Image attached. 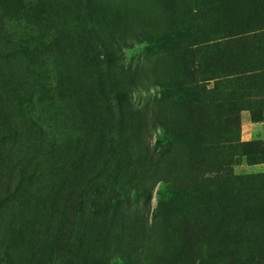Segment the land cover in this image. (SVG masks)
Segmentation results:
<instances>
[{"label":"rangeland","instance_id":"374dc122","mask_svg":"<svg viewBox=\"0 0 264 264\" xmlns=\"http://www.w3.org/2000/svg\"><path fill=\"white\" fill-rule=\"evenodd\" d=\"M263 27L264 0H2L0 264L252 263L218 250L264 228Z\"/></svg>","mask_w":264,"mask_h":264},{"label":"trees","instance_id":"16d2710c","mask_svg":"<svg viewBox=\"0 0 264 264\" xmlns=\"http://www.w3.org/2000/svg\"><path fill=\"white\" fill-rule=\"evenodd\" d=\"M1 1L2 0H0V2ZM209 2L210 0H208V3ZM250 16L247 17L255 19L254 16H256V14L252 13ZM209 25L212 29H216L219 33H221V30L224 31L222 28H220V24L217 21L213 22L211 20ZM263 29L264 27L256 29L254 32H258L259 30ZM226 37L227 36H224L222 37V39ZM238 37H241V34H239ZM259 67H261V65H258L256 62L251 67V71L254 72L255 76H257L258 78L263 75ZM258 178L260 177L253 176L246 179L243 178V180H239V182L244 185H255L258 182ZM263 202L264 200H261L258 196H255L254 198H251L249 200H241V204L247 206L248 208L251 206L254 209H256V207L258 209V207H260ZM231 229L238 237V239H236L235 245H228L226 249L223 246H219L218 251L233 252L235 253V255H239L240 258L252 260V263L250 264H254V259L264 258V242L260 243V241H258L257 239L259 235L264 234V228L260 226L257 220H251L250 218H246L244 214H241L240 222L237 224V226H234Z\"/></svg>","mask_w":264,"mask_h":264},{"label":"crops","instance_id":"0c3cea01","mask_svg":"<svg viewBox=\"0 0 264 264\" xmlns=\"http://www.w3.org/2000/svg\"><path fill=\"white\" fill-rule=\"evenodd\" d=\"M244 127H246V132L243 131L242 136V139L244 141H249L259 137L264 138V122H262L260 125L249 123V125L245 124ZM249 129H251L253 132H247ZM259 131H262V133H260Z\"/></svg>","mask_w":264,"mask_h":264}]
</instances>
